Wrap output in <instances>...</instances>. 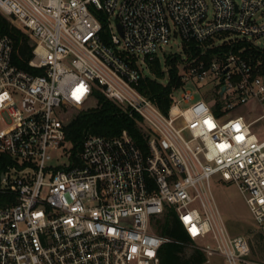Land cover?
<instances>
[{
	"label": "built area",
	"instance_id": "2783aa9c",
	"mask_svg": "<svg viewBox=\"0 0 264 264\" xmlns=\"http://www.w3.org/2000/svg\"><path fill=\"white\" fill-rule=\"evenodd\" d=\"M0 12L35 43L28 71L0 35V264H161L168 209L206 256L264 264L211 192L214 176L235 182L264 235V0H0ZM172 37L185 54L171 53L181 85L164 112L139 90L138 60ZM95 90L141 117L148 150L127 130L89 133L54 164L66 108Z\"/></svg>",
	"mask_w": 264,
	"mask_h": 264
},
{
	"label": "trees",
	"instance_id": "16d2710c",
	"mask_svg": "<svg viewBox=\"0 0 264 264\" xmlns=\"http://www.w3.org/2000/svg\"><path fill=\"white\" fill-rule=\"evenodd\" d=\"M104 28H106L105 24ZM0 35H9L13 38L14 63L24 70L32 71L29 60L33 57L34 41L29 34L13 25L1 12ZM165 61V66L169 68L168 72L163 69L159 58L149 61V74L142 78L139 86V90L152 99L164 112L171 104L173 89L181 85V57L168 54ZM36 72L43 73V70ZM93 98L95 105L85 106L79 113L73 115L66 125V142L72 144L71 155L73 158H77L76 155L82 148L84 138L89 133L112 137L127 130L144 152L148 150L149 134L138 114L125 110L99 90L94 91ZM155 229L157 233L169 239L159 251L161 264H202L207 261L206 254L198 248L188 258L184 256L185 245L191 240L173 209H168L157 219ZM249 232L253 233V237L249 240L252 251L259 254L264 260L263 233L259 230L256 232L250 230Z\"/></svg>",
	"mask_w": 264,
	"mask_h": 264
},
{
	"label": "rangeland",
	"instance_id": "374dc122",
	"mask_svg": "<svg viewBox=\"0 0 264 264\" xmlns=\"http://www.w3.org/2000/svg\"><path fill=\"white\" fill-rule=\"evenodd\" d=\"M5 16L13 25L18 27V24L12 17L7 15ZM112 26L116 29V22H113ZM259 45L264 47V38L259 39ZM174 52L182 55L185 54L183 42L180 37H172L171 42L168 45L158 49L157 56L160 59L163 69H165L166 56ZM138 65L144 73L149 74V63L145 60L144 56H141L138 60ZM186 88L191 89L195 93L197 99L202 97L201 94L196 93L197 88L195 84L188 83ZM204 89L209 92L211 90V83L206 82V84H204ZM178 94L179 93H177V95ZM93 105H95L94 98L88 103L89 107ZM82 109L83 108L78 107L66 108L65 117H68L70 120L73 115L79 113ZM71 148L72 144L70 142H66L64 147L56 150L54 153L55 160L53 163H67L69 161ZM211 192L230 233L232 235H243L250 240V238L253 237V233H250L249 231L252 230V232H256L259 229L256 226L252 213L237 184L233 181L224 182L221 180V177L217 175L211 180ZM197 246V243H188L185 245L184 256L188 258L191 254H193V252H195ZM251 256L253 259L264 261L259 254H256L253 251ZM207 259H209V262L206 261L204 262L205 264H228L225 258L219 253L210 254L207 256Z\"/></svg>",
	"mask_w": 264,
	"mask_h": 264
},
{
	"label": "snow or ice",
	"instance_id": "6c2138e0",
	"mask_svg": "<svg viewBox=\"0 0 264 264\" xmlns=\"http://www.w3.org/2000/svg\"><path fill=\"white\" fill-rule=\"evenodd\" d=\"M210 126H212V125L210 124ZM237 127H239V125H237ZM237 139H242V137H239V136H238ZM220 147H221V148H224V147H227V146H226V145H221ZM193 231L195 232V229H193Z\"/></svg>",
	"mask_w": 264,
	"mask_h": 264
},
{
	"label": "water",
	"instance_id": "95a60500",
	"mask_svg": "<svg viewBox=\"0 0 264 264\" xmlns=\"http://www.w3.org/2000/svg\"><path fill=\"white\" fill-rule=\"evenodd\" d=\"M119 28L121 29L120 26H119ZM224 91H225V87H223L221 94H223Z\"/></svg>",
	"mask_w": 264,
	"mask_h": 264
}]
</instances>
